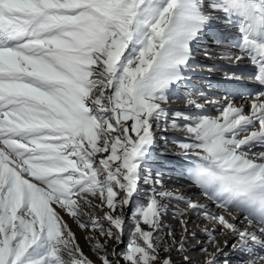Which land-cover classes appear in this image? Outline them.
<instances>
[{
  "label": "snow or ice",
  "instance_id": "snow-or-ice-1",
  "mask_svg": "<svg viewBox=\"0 0 264 264\" xmlns=\"http://www.w3.org/2000/svg\"><path fill=\"white\" fill-rule=\"evenodd\" d=\"M220 29L239 36L215 55L254 69L242 103L190 86L194 45ZM169 129L206 203L149 167ZM192 213L214 246L202 264H229L227 237L237 264H264V0H0V264H173Z\"/></svg>",
  "mask_w": 264,
  "mask_h": 264
},
{
  "label": "rangeland",
  "instance_id": "rangeland-1",
  "mask_svg": "<svg viewBox=\"0 0 264 264\" xmlns=\"http://www.w3.org/2000/svg\"><path fill=\"white\" fill-rule=\"evenodd\" d=\"M197 45H199V44H197ZM194 50H196V48H194ZM204 59H205V61H204ZM204 59L202 57H196L195 64L200 65V67L197 68L196 71L193 74H191L190 86L191 85H195L198 88H200L201 90L207 91L209 94H213V93L219 94V95L226 94V93H223V92H219L218 88L215 87V83L218 82L216 77H218V79H225V76H223V74H224L223 67H225V65L223 63H221V62L212 63V61L210 59H206V58H204ZM209 64L213 65V67H217V68L221 67V68H219L221 71L220 72H214V71L209 72L208 69L211 68V67L206 66V65H209ZM221 72H223V73H221ZM211 74H213V75L211 76ZM245 82H247V81L245 80ZM220 83H223V82H219V84ZM230 83L232 85H234V82L230 81ZM244 84H246V83H244ZM168 108L172 112H175V111L188 112V111H190V110H188V109H186L184 107V104H183L182 100H177V99H173L170 102V104L168 105ZM207 111H208L209 115L214 114V109H212L210 107L208 108ZM170 155H172L171 157H177L178 159L164 158V161L162 160L161 163H158V161H156V158H155L154 161L149 165V167L153 171V174H155V172L157 170L160 171L161 173H163L164 180L171 173H172L171 176H170L171 179L175 178V174L176 173L178 175L182 171L186 173V170L189 167V162L188 161L183 160L181 157L177 156L176 154H173L171 151H170L169 155H167L166 157H170ZM174 170H175V172H174ZM182 177L184 179H186L187 182H189L186 175H183ZM165 184H166V187L169 190H179L180 192H184V190L182 189V186L179 183H177V182L171 181L170 183H168V182L165 181ZM147 193H148V186L144 185L143 182H141V191L134 198L133 207H136L137 205L142 204L143 202H145V200H146L145 197H147ZM183 208H184L183 204H177L175 202H172L170 204V207H169V210H168V214L164 217V223L169 225L172 228V230L175 232L177 241H179L181 235L183 234V226L178 224L177 219L174 218L171 215V213H172L173 210L183 209ZM65 219L68 220L70 226L72 227V230L75 232V234H76V236L78 238V241H79L84 253L86 255L92 256V258H94V255L91 253L90 245L84 239V233L81 230H79L77 228V226L75 225V223L69 217H67L66 215H65ZM205 223H206L205 221H198V222L189 221L187 227L190 230V232H195L196 233V239L195 240H189V242L187 244H185V249H187V251H186L187 253L185 251L183 253H180V254H176L175 252L171 253V259L173 260V264H179V262L183 261V257H185V256L187 257V261L190 258V262H186L184 264H202V260L206 259L205 253L202 252L201 249H198L194 253H189L188 252L189 249L193 245L198 244L199 239L202 238L201 236H202L203 232L200 230V227H201V225H204ZM124 239H125V242H127L128 233L125 234ZM228 239H229V241H232V242H234V240H235V238H233V237H228ZM109 243L111 244L113 242L110 241ZM168 243H171V238H168ZM217 243L221 244V240H220V237L218 235H217ZM203 245H206V244H203ZM121 247H123V245H121ZM228 248L229 249H226L224 251V253L227 254V259L229 260V264H237L236 257L235 258L231 257V254H230L231 253V244H229ZM208 249L209 250H213L214 246L210 245V246H208ZM161 255L164 256L165 253L162 252ZM224 258H225V256H224V254H222L221 257H220L221 264H222Z\"/></svg>",
  "mask_w": 264,
  "mask_h": 264
},
{
  "label": "bare ground",
  "instance_id": "bare-ground-1",
  "mask_svg": "<svg viewBox=\"0 0 264 264\" xmlns=\"http://www.w3.org/2000/svg\"><path fill=\"white\" fill-rule=\"evenodd\" d=\"M227 31V33H228V36H229V40H232V39H235V38H237L238 37V31L236 30V29H230V30H226ZM211 32H209L208 34H210ZM206 36V35H205ZM204 36V37H205ZM203 39V38H202ZM228 40V41H229ZM226 43H227V41H225ZM213 42H206L205 44H204V48H206L207 50H209V51H213V50H215V51H221V49H220V47H216V46H214L213 44H212ZM196 45V44H195ZM194 45V46H195ZM211 48V49H210ZM243 63H245V62H243ZM223 69H224V71H226V72H235L236 73V75H239V76H241V75H243V76H249V74H251V73H253V71H254V69L252 68V66H250V64H248V65H230L229 64V62L228 63H225V67H223ZM220 69H216V71H219ZM217 76V75H216ZM223 76H224V74H223ZM216 79H217V83H215V87L216 88H218V91L219 92H223V93H233V94H235L236 95V97H237V102L238 103H242L243 101H242V99H240V97H242L243 95H246L248 92H251V91H254L258 86L256 85V84H254V83H250V84H242L241 82H240V80H234V81H231V82H234V85H232L231 83H230V81L228 80L227 81V79L225 78V79H218V77H216ZM219 82H223V83H220L219 84ZM254 86V87H253ZM253 89V90H252ZM239 100V101H238ZM167 160V159H166ZM170 160V159H169ZM173 161V160H172ZM174 172H175V170H174ZM175 174V173H174ZM177 176H179L177 173L175 174V178H177ZM187 196H189V194H187ZM189 221H191V222H198V221H203L202 220V218H199L198 217V215L196 214V213H192L191 214V219L189 220ZM205 226V224L204 225H201V227H200V230L203 228ZM219 236V235H218ZM200 237V236H199ZM202 238H200L199 239V242H203V241H205L206 240V236H205V234L203 233L202 234V236H201ZM220 237V240H221V244H222V241H223V239L225 238V237H222V236H219ZM228 238V237H227ZM232 243V241H229V244H231ZM204 243H198V244H196V247H191L190 249H189V253H194V252H196L198 249H201L202 247H207V249H208V246H210V245H203ZM226 249H229L228 247H225L224 248V251L226 250ZM214 250V249H213ZM213 250H209L208 249V252H212ZM187 251V250H186ZM185 251V252H186ZM187 253V252H186ZM231 254V257H234L235 258V255L234 254H232V252L230 253ZM192 260V259H191ZM203 260H205V259H203ZM202 260V261H203ZM186 262H190V258H189V260L188 261H186ZM186 262H184V263H186Z\"/></svg>",
  "mask_w": 264,
  "mask_h": 264
},
{
  "label": "trees",
  "instance_id": "trees-1",
  "mask_svg": "<svg viewBox=\"0 0 264 264\" xmlns=\"http://www.w3.org/2000/svg\"><path fill=\"white\" fill-rule=\"evenodd\" d=\"M146 198V197H145ZM144 199V198H143ZM144 203V202H143ZM128 233V230H126V232H125V234H127Z\"/></svg>",
  "mask_w": 264,
  "mask_h": 264
}]
</instances>
